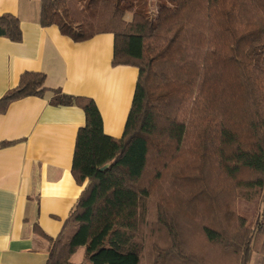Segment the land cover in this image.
I'll list each match as a JSON object with an SVG mask.
<instances>
[{
  "label": "trees",
  "instance_id": "1",
  "mask_svg": "<svg viewBox=\"0 0 264 264\" xmlns=\"http://www.w3.org/2000/svg\"><path fill=\"white\" fill-rule=\"evenodd\" d=\"M38 21L74 41L112 33V65L138 69L119 138L104 133L91 98L53 89L51 104L83 109L71 173L86 185L60 232H39L44 264H209V254L250 264L264 255V0H40ZM0 35L20 39L15 16L0 15ZM45 80L21 73L0 113L42 96ZM238 199L258 201L254 220ZM80 247L82 261H71Z\"/></svg>",
  "mask_w": 264,
  "mask_h": 264
},
{
  "label": "crops",
  "instance_id": "2",
  "mask_svg": "<svg viewBox=\"0 0 264 264\" xmlns=\"http://www.w3.org/2000/svg\"><path fill=\"white\" fill-rule=\"evenodd\" d=\"M39 3L0 0V15L15 16L21 34L17 41L0 35V98L25 71L45 73L48 88L42 96L11 101L0 113V144L7 142L0 145V264H44L45 236L60 232L86 185L71 173L83 109L51 104L53 89L91 98L104 133L119 138L138 75L134 66L112 65V33L74 41L56 25L39 23ZM250 264H264V255L253 253Z\"/></svg>",
  "mask_w": 264,
  "mask_h": 264
},
{
  "label": "rangeland",
  "instance_id": "3",
  "mask_svg": "<svg viewBox=\"0 0 264 264\" xmlns=\"http://www.w3.org/2000/svg\"><path fill=\"white\" fill-rule=\"evenodd\" d=\"M237 207H238V211H239V213L241 215L246 217V219L248 221H252L255 218L256 211L258 210V201L246 202V201H244L242 199H238L237 200ZM190 243L191 244H196V245H203L201 243V241L197 239L196 235H192L190 237ZM82 256H83V249H82V247H80V248L77 249V251L75 252L74 256H72L71 261L79 262V261H81ZM213 256L214 255L209 254V257L212 258V261L209 258V264H230V262L227 261L226 259H222V260H220V262H218L217 260H215V258ZM149 261H150L149 258L145 257L143 259V263L142 264H148Z\"/></svg>",
  "mask_w": 264,
  "mask_h": 264
}]
</instances>
